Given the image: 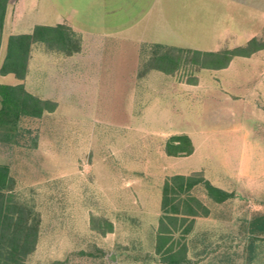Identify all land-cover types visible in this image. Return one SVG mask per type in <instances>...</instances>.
I'll return each instance as SVG.
<instances>
[{
  "label": "rangeland",
  "instance_id": "rangeland-1",
  "mask_svg": "<svg viewBox=\"0 0 264 264\" xmlns=\"http://www.w3.org/2000/svg\"><path fill=\"white\" fill-rule=\"evenodd\" d=\"M4 20L0 64L8 37L37 25L69 24L81 41L71 56L32 45L25 90L56 109L0 142L17 199L40 216L25 264H163L162 185L195 172L233 198L217 204L192 190L208 214L173 235L188 264H264V241L245 236L264 214V49L194 73L196 85L183 72L138 76L154 43L219 51L262 37L264 0H16ZM177 134L191 155L165 154Z\"/></svg>",
  "mask_w": 264,
  "mask_h": 264
},
{
  "label": "trees",
  "instance_id": "trees-1",
  "mask_svg": "<svg viewBox=\"0 0 264 264\" xmlns=\"http://www.w3.org/2000/svg\"><path fill=\"white\" fill-rule=\"evenodd\" d=\"M10 0H0V43L6 9ZM42 43L52 51L65 56L79 53L80 36L66 24L37 25L30 34L10 35L6 52L0 64V75L12 74L19 82L15 85L0 84V142L12 143L18 134L19 123L24 118H40L45 112H53L56 103L44 100L27 92L24 79L28 72V59L33 44ZM264 49L262 37L251 38L244 46L219 51L151 45L149 56L138 73L143 77L154 70L166 75L183 72L186 82L196 85L194 73L200 70L227 68L235 57H250ZM194 147L186 134L170 136L164 144L167 156L182 157L193 153ZM202 186L206 195L221 204L233 198V193L213 186L201 172L190 175H173L164 181L158 227L156 230L155 254L163 264H183L185 244L174 240L180 229L181 238L189 234L194 218L206 216L208 209L192 195V190ZM15 181L9 167L0 164V264H25L35 250L40 216L32 206L19 201L14 193ZM250 239L264 240V214L249 222ZM109 229H111V225Z\"/></svg>",
  "mask_w": 264,
  "mask_h": 264
},
{
  "label": "crops",
  "instance_id": "crops-1",
  "mask_svg": "<svg viewBox=\"0 0 264 264\" xmlns=\"http://www.w3.org/2000/svg\"><path fill=\"white\" fill-rule=\"evenodd\" d=\"M15 1H16V0H10L9 3H8V6H7V7H10V6H12V4H15ZM6 10H7V9H6ZM4 21H5V20H4ZM58 24H65V23H58ZM67 25H68L69 27H71L73 31H75V30L73 29L72 26H70L69 24H67ZM75 32H76V31H75ZM14 85H15V84H14ZM228 192H229V191H228ZM248 222H249V221H248ZM248 222L246 223V233H245V236H246V238L249 240V239H250V233H249V223H248ZM216 224H217L218 227H221V226L224 227V226L227 225L226 223H222L221 220L217 221ZM222 224H225V225H222ZM231 238H232V237H230V239H231ZM230 239H229V240H230ZM263 241H264V240H263ZM188 260H189V258H188V257H185V258H184V263H183V264H188V263H189ZM230 262H231V263H229V264H233L232 261H230Z\"/></svg>",
  "mask_w": 264,
  "mask_h": 264
}]
</instances>
